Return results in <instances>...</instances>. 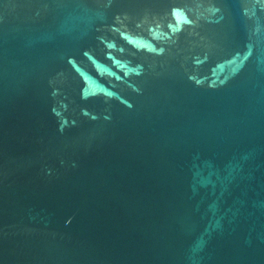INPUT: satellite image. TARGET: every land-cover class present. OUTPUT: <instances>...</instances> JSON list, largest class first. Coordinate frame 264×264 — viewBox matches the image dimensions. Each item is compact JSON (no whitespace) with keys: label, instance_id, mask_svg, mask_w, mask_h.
<instances>
[{"label":"water","instance_id":"obj_1","mask_svg":"<svg viewBox=\"0 0 264 264\" xmlns=\"http://www.w3.org/2000/svg\"><path fill=\"white\" fill-rule=\"evenodd\" d=\"M0 264H264V0H0Z\"/></svg>","mask_w":264,"mask_h":264}]
</instances>
